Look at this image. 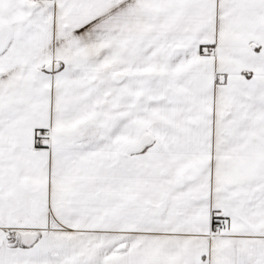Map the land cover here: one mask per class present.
<instances>
[{
    "label": "snow or ice",
    "instance_id": "6c2138e0",
    "mask_svg": "<svg viewBox=\"0 0 264 264\" xmlns=\"http://www.w3.org/2000/svg\"><path fill=\"white\" fill-rule=\"evenodd\" d=\"M0 264H264V0H0Z\"/></svg>",
    "mask_w": 264,
    "mask_h": 264
}]
</instances>
